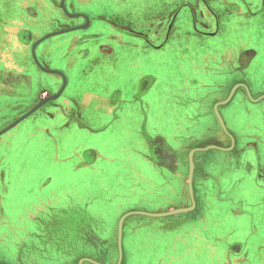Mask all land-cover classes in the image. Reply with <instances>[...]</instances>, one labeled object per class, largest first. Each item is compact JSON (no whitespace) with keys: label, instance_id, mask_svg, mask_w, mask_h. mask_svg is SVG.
Here are the masks:
<instances>
[{"label":"crops","instance_id":"obj_1","mask_svg":"<svg viewBox=\"0 0 264 264\" xmlns=\"http://www.w3.org/2000/svg\"><path fill=\"white\" fill-rule=\"evenodd\" d=\"M175 3L148 44L126 0H0V264H264V0Z\"/></svg>","mask_w":264,"mask_h":264},{"label":"rangeland","instance_id":"obj_2","mask_svg":"<svg viewBox=\"0 0 264 264\" xmlns=\"http://www.w3.org/2000/svg\"><path fill=\"white\" fill-rule=\"evenodd\" d=\"M176 1L179 0H126L127 7L125 8L129 12V15L126 17L127 22L129 23V35H130V29H133V31H137L138 33L142 34L145 36V41L148 44H151V41L146 39V37H149L152 39V41H158V40H167V35L168 33L171 34L170 28L172 24V19L171 15L169 14L171 10L175 7L177 3ZM223 15V14H221ZM114 23H118L117 18L113 17L112 21V29H117V25ZM131 25V26H130ZM57 29V26L55 23L47 25L43 32H50ZM67 35H69L67 33ZM56 36H52L48 39L55 38ZM182 38V36H181ZM47 39V40H48ZM185 43H193L195 44V41L192 39H179V37H174L170 44L168 45V50L166 51L165 54H161L159 57L161 60L165 59H171L175 63H181V62H186L191 59V55H189L187 52V49L189 47H195V46H185ZM200 46V45H197ZM188 47V48H187ZM187 48V49H186ZM183 56L184 59L181 58ZM34 94L36 95V88L33 89V92L30 93V98H28L27 101H25L23 104H20L19 108L20 109H25L28 107L29 103L34 97ZM16 110L10 111V114L7 115L6 118L0 119V128H2L7 122L11 119V117L16 114ZM30 122H27V124L21 123L20 125L16 126L14 129L7 131V133H4L3 135L0 136V159H4L5 157L7 158V142L12 139L13 136L16 134L22 133L24 130L22 128L28 126ZM15 132V133H14ZM20 140V139H19ZM19 140L17 142H19ZM19 144V143H17ZM20 147V144L18 145ZM124 203L127 207L131 206V202H126ZM124 205V207H125ZM123 206V205H122ZM5 209L7 210L5 213L7 214V218L5 219H10L11 222H14L16 224H28L29 223V215L28 212H25L27 209V206L19 205L17 203H11V204H6ZM11 211V212H10ZM1 212V211H0ZM117 211H113L112 214L109 215H103V219L105 223L107 224L108 227H114V224H116L117 221ZM0 220H1V215H0ZM6 220V221H7ZM75 222L78 224L79 223H86V219L83 217H75L74 218ZM85 222V223H84ZM94 222V221H93ZM75 223V224H76ZM94 224H96L94 222ZM55 220L50 222L48 225V230L43 233V235L50 239H63V235L61 232H57L55 229ZM69 234H74V235H80L82 239H86L88 236V232H71ZM102 235L103 233L100 231H97V235ZM91 236L93 234L91 233ZM66 237V236H65ZM95 238H97L95 236ZM93 250V249H91ZM100 249H95L97 252ZM102 251V250H101ZM100 251V252H101ZM99 252V251H98ZM83 257H88L85 254Z\"/></svg>","mask_w":264,"mask_h":264},{"label":"water","instance_id":"obj_3","mask_svg":"<svg viewBox=\"0 0 264 264\" xmlns=\"http://www.w3.org/2000/svg\"><path fill=\"white\" fill-rule=\"evenodd\" d=\"M4 130H6V127H5L3 130H1V131H4ZM177 211L179 212V211H181V210L178 209ZM133 212H134V211L128 212V213H126V215H127V214H130V213H133ZM172 212H173V211H172ZM164 214H167V213H160V214H154V215H164ZM126 215H124V216L120 219V222H119V229H118V239H120V235H121V222H122L123 218H124ZM96 264H101V263L96 262Z\"/></svg>","mask_w":264,"mask_h":264},{"label":"flooded vegetation","instance_id":"obj_4","mask_svg":"<svg viewBox=\"0 0 264 264\" xmlns=\"http://www.w3.org/2000/svg\"><path fill=\"white\" fill-rule=\"evenodd\" d=\"M111 10H112V16L117 18V20H119L121 16L124 17L123 12L121 13V9H119L118 7L115 9L112 8ZM128 15H129V12H128Z\"/></svg>","mask_w":264,"mask_h":264},{"label":"trees","instance_id":"obj_5","mask_svg":"<svg viewBox=\"0 0 264 264\" xmlns=\"http://www.w3.org/2000/svg\"><path fill=\"white\" fill-rule=\"evenodd\" d=\"M75 217H76V216H75ZM75 217H73V221H75V220H74ZM77 217H81V216H77ZM71 218H72V217H71ZM84 219H86V218H84ZM88 219H89V218L86 219V223L84 222L85 224H83V223H79V222H78L77 226H78V227H81L82 225H86L88 222H90V221L92 220V219H90V220H88ZM92 222H93V221H92ZM74 223H76V222H74ZM90 223H91V222H90ZM76 232H77V230H76ZM78 232H79V231H78ZM96 235H97V234H96ZM79 237L81 238L80 235H79ZM96 237H97V236H96ZM81 239H82V238H81ZM80 250H81V252L83 251L82 249H80Z\"/></svg>","mask_w":264,"mask_h":264}]
</instances>
